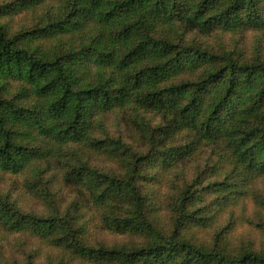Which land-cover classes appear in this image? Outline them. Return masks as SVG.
Segmentation results:
<instances>
[{
  "label": "trees",
  "instance_id": "trees-1",
  "mask_svg": "<svg viewBox=\"0 0 264 264\" xmlns=\"http://www.w3.org/2000/svg\"><path fill=\"white\" fill-rule=\"evenodd\" d=\"M45 1L0 4V172L20 175L70 144L122 166V174L108 173L81 161L69 166L65 181L109 229L143 237L144 244L91 247L79 216L27 213L2 195L0 231L43 240L61 252L60 264L68 257L97 264H264V251L251 244L230 251L220 237L206 246L182 236L191 225H208L193 209L199 199L192 186L176 198L169 233L153 224L154 193L144 189L156 180L150 170L169 171L200 147L211 149L217 172L228 165L223 180L206 189L222 190L229 202L249 176H264V60L209 51L180 31H263L264 0H61L44 26L9 33L6 19ZM68 38L78 48L43 51L45 43ZM125 109L162 118L158 126L133 121L145 152L122 137L98 136L96 118ZM238 176L243 180L232 182Z\"/></svg>",
  "mask_w": 264,
  "mask_h": 264
},
{
  "label": "rangeland",
  "instance_id": "rangeland-1",
  "mask_svg": "<svg viewBox=\"0 0 264 264\" xmlns=\"http://www.w3.org/2000/svg\"><path fill=\"white\" fill-rule=\"evenodd\" d=\"M14 1L0 0V4ZM62 6L61 0H46L45 4L37 8L18 12L5 20L7 30L10 34H16L42 27L58 14ZM180 31L185 41L209 51L220 54L230 52L245 59L262 57L264 60V30L217 29L208 33L197 29ZM71 44L77 48L79 46L78 40H52L44 44L43 51L62 53L68 51ZM16 93L13 91L7 97H13ZM137 118H144L152 126L163 123L161 116L156 113L135 112L133 109L116 110L96 118V122L103 128L98 136L122 137L138 151L145 152L146 140L137 127L132 125ZM81 161L104 172H124L122 166L102 157L84 155L80 146L70 144L60 151L54 147V153L49 158L36 162L20 175L0 172V195L8 197L27 213L79 216L78 222L85 224L84 239L91 247H133L144 244L143 237L109 229L97 216L93 206L86 203L76 188L65 181L69 166L78 165ZM215 163L216 157L212 155L211 149L200 147L197 153L183 158L169 171L164 172L158 168L150 170L148 175H155L156 180L146 183L144 189L145 193H154L151 198V204L154 205L153 224L161 232L169 233L176 217L173 211L176 198L184 189L192 186L191 190L197 192L196 197L199 199L193 209H200L198 212L201 217L208 219V225L202 228L191 225L183 231V237L206 246L213 245L216 238L220 237L230 251H237L241 246L249 244L258 251H264V176H249L241 188L242 194L229 202L223 197L222 190L208 192L206 189L212 181H222L228 169V165L224 164L217 172L212 168ZM238 177L232 182L240 183L243 178ZM0 233V261L4 264H60L61 252L43 240L31 237L28 233ZM63 260L65 264H97L69 257Z\"/></svg>",
  "mask_w": 264,
  "mask_h": 264
}]
</instances>
